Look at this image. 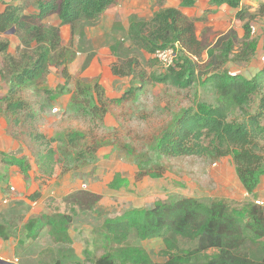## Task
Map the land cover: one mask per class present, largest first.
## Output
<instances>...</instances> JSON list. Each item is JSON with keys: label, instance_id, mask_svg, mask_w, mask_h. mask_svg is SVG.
<instances>
[{"label": "rangeland", "instance_id": "1", "mask_svg": "<svg viewBox=\"0 0 264 264\" xmlns=\"http://www.w3.org/2000/svg\"><path fill=\"white\" fill-rule=\"evenodd\" d=\"M23 2L25 13L35 10L33 0ZM44 27L48 38L50 31H55L54 26ZM130 33L129 30L127 37L112 44V56L120 53L123 58H137L135 72L122 84L116 85L109 78L105 60L99 59L90 66L98 56L91 50L96 52L99 43H86L85 34H75L51 51L34 80L23 83L20 96L27 101L31 114L22 112L18 124L12 123L5 104L0 102V205L4 207L0 210V223L15 241L13 263L84 259L88 256L85 251H90L91 257L99 256L105 245L97 231L105 219L119 217L131 209H149L157 202L194 197L204 205L221 199L230 209L256 201L263 202L260 206L264 208V177L255 192L246 193L229 157L168 156L159 152V138L173 128L182 112L201 100L211 102L213 95L198 80L187 88L160 82L158 79L173 73L153 53L138 47ZM75 38L83 41L81 46L74 44ZM1 39L8 44L7 52L9 48L14 55L18 46L15 44L20 43L15 26ZM77 45L89 50L86 57L77 55ZM62 65L67 71L61 70ZM178 69L177 77L184 81L187 75ZM7 90V76H0V95ZM128 90L133 91L129 100L110 102ZM73 132L81 134L76 148L66 143ZM33 133L56 139L55 172L44 184L34 177L39 147L31 139ZM261 146L264 153V141ZM2 156L24 158L31 167L29 177L4 165ZM156 173L160 175L154 176ZM37 189L40 199L26 198ZM41 215L55 218L62 231L60 238L54 239L46 226L36 238L25 236L23 225ZM125 244L141 246L153 261L164 260L161 239H141L132 230ZM178 245L192 247L186 239H179Z\"/></svg>", "mask_w": 264, "mask_h": 264}, {"label": "trees", "instance_id": "2", "mask_svg": "<svg viewBox=\"0 0 264 264\" xmlns=\"http://www.w3.org/2000/svg\"><path fill=\"white\" fill-rule=\"evenodd\" d=\"M12 1L5 2L0 12V76H7L8 83V90L0 96V102L5 104L10 121L18 124L22 112L31 114L27 101L20 96L23 83L38 76L51 57V51L61 43L58 27L54 26L55 31H50L46 38L44 18L56 14L61 25L70 26L71 36L83 35L84 28L97 24L102 12L115 0H33L35 10L29 13L24 11L23 0ZM164 1L155 0L159 9L151 19L131 18L130 37L138 47L151 53L179 42L178 59L174 67L168 68L173 76L164 75L158 80L179 88H187L198 80L213 97L211 102L201 100L185 109L173 128L159 138L158 150L168 156L212 154L215 158L229 157L242 188L252 194L264 175L261 146L264 141V66L250 79L230 74L222 66L228 61H249L255 53L257 40L250 38L251 28L247 21L241 39L233 29L228 30L207 50L209 59L202 64V44L195 35L193 19L183 16L176 8L163 7ZM195 1L182 0L181 5L190 6ZM210 1L214 5L226 3L234 8L240 3V0ZM258 13L264 15V2L260 3ZM243 15L242 11L237 12V17ZM11 26H15L20 40L14 55L7 52L8 44L1 39ZM136 59L126 56L112 63V73L119 77L131 76L138 66ZM178 67L187 75L184 81L177 77ZM65 68L63 72L67 71ZM132 96L133 91L128 90L110 102L126 101ZM80 138L79 132H73L67 136L66 143L76 148ZM31 139L39 147L34 177L44 184L55 172L57 159L53 143L56 139L41 133H33ZM1 162L29 177L31 167L24 158L2 156ZM26 198L38 200L41 192L37 189ZM44 226L54 239L62 236L55 218L45 215L23 225L25 236L36 238ZM132 230L141 239H161L160 253L164 260L153 261L141 246L126 245ZM97 232L105 245L101 255L91 257L90 251H85L88 256L84 259L64 261L57 258L50 264H264V208L254 202L240 209H230L221 199L204 205L194 197H181L105 219ZM0 237L9 238L2 223ZM179 239L190 241L192 247H180ZM113 245L116 249H111Z\"/></svg>", "mask_w": 264, "mask_h": 264}, {"label": "crops", "instance_id": "3", "mask_svg": "<svg viewBox=\"0 0 264 264\" xmlns=\"http://www.w3.org/2000/svg\"><path fill=\"white\" fill-rule=\"evenodd\" d=\"M8 1L10 0L0 1V12L4 10V3ZM181 1L182 0H165L163 7L176 8L182 13L183 16L193 19L195 35L202 44L200 63L204 64L208 61L209 58L207 50L216 42L218 37L226 33L228 30L233 29L236 37L241 39L244 35L243 25L248 21L251 28L250 38H255L257 40V46L254 55L247 62L232 63L228 61L222 66V69L226 70L230 74L248 76L245 78L250 79L263 68L264 15H260L258 13V9L260 3H263L264 0H240L237 8L231 7L226 3L214 5L211 4L210 0H196L190 6H182ZM12 3H16V0H13ZM158 9L159 7L156 6L155 0H115V3L112 6L102 12L99 22L93 26L86 27L84 31L85 39H83V41L89 44H93L94 41L99 43L96 52L95 50H91L93 53H97L98 56L94 57L92 60L89 58V60H91L90 66L95 64V62L99 59L105 60V69L111 73H109V78L112 80V82L116 83V85L122 84L124 79L127 77H119L114 75L111 71V64L117 62L120 57L123 58V55H119V53L118 55L112 56V44L118 39L123 40V37H127V34L130 30V24H132V17L147 21L153 17L154 13ZM238 11L243 12L244 15L242 18L237 17ZM251 15H254V17L249 19V16ZM44 22L46 24L58 27L61 43L70 40V26L66 24L61 25L56 14L48 15L44 18ZM75 39L76 43L74 44L81 46L83 41L81 42L80 38L78 41L77 38ZM91 39L94 40L92 41ZM17 45L18 43L15 44V47ZM78 45L77 55L82 58L86 57L85 55L87 52H89V50L87 51V49L85 50L83 48L85 50L84 51L80 49L82 47L79 48ZM15 50L13 51L14 53ZM8 52L13 54L9 48ZM147 55L149 56L151 54L147 53ZM143 56L145 59L148 58L146 55ZM90 66L87 65L86 67L91 69L92 67ZM63 68L64 66L61 69L62 71ZM262 177H264V175ZM2 208L4 207L1 206L0 210H2ZM14 242L15 241L12 237L8 239H2V237H0V260L13 262L16 259L13 253Z\"/></svg>", "mask_w": 264, "mask_h": 264}, {"label": "built area", "instance_id": "4", "mask_svg": "<svg viewBox=\"0 0 264 264\" xmlns=\"http://www.w3.org/2000/svg\"><path fill=\"white\" fill-rule=\"evenodd\" d=\"M179 51H180V43L176 41L167 47L155 49L153 54L155 58H157L159 63L164 68L168 69L170 67L175 66V63L178 59ZM256 203L259 205L263 204V202L260 201H256Z\"/></svg>", "mask_w": 264, "mask_h": 264}, {"label": "water", "instance_id": "5", "mask_svg": "<svg viewBox=\"0 0 264 264\" xmlns=\"http://www.w3.org/2000/svg\"><path fill=\"white\" fill-rule=\"evenodd\" d=\"M6 33H7V31H6ZM0 263H2V264H16L13 262H8V261H3V260H0Z\"/></svg>", "mask_w": 264, "mask_h": 264}]
</instances>
